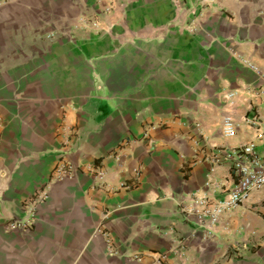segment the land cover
I'll list each match as a JSON object with an SVG mask.
<instances>
[{
    "label": "crops",
    "instance_id": "0c3cea01",
    "mask_svg": "<svg viewBox=\"0 0 264 264\" xmlns=\"http://www.w3.org/2000/svg\"><path fill=\"white\" fill-rule=\"evenodd\" d=\"M259 116L264 0H0V264H264V190L211 233L184 212L264 156Z\"/></svg>",
    "mask_w": 264,
    "mask_h": 264
},
{
    "label": "built area",
    "instance_id": "2783aa9c",
    "mask_svg": "<svg viewBox=\"0 0 264 264\" xmlns=\"http://www.w3.org/2000/svg\"><path fill=\"white\" fill-rule=\"evenodd\" d=\"M91 28L95 31H100L101 25L94 22ZM243 63L257 73L262 72L257 65L251 62L243 61ZM249 122L254 127L255 140L264 143V116H259L257 120ZM222 129L226 137L233 138L236 136L237 125L232 116H224ZM228 157L234 162L233 169L236 183L228 191L224 199L215 201L207 195L195 196L192 204L184 208V212L188 216H195L200 223H205V227H207L210 233L218 226L223 215L231 213L246 203L254 192L264 190V156L258 153L257 143L255 141L248 143L240 150L232 151ZM119 166L122 167V164L119 163ZM72 174L73 167L71 165L61 164L56 170L55 180L64 181L71 178ZM97 178L103 179V174L101 172L98 173ZM43 199L44 197L40 196L36 202H41ZM36 202L32 203V207H30L25 219L10 221L7 229L23 232L29 230ZM109 251L111 253L113 252L111 244H109Z\"/></svg>",
    "mask_w": 264,
    "mask_h": 264
}]
</instances>
